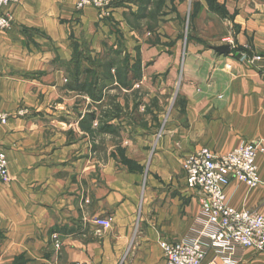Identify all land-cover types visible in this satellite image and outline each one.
I'll list each match as a JSON object with an SVG mask.
<instances>
[{
  "label": "crops",
  "instance_id": "0c3cea01",
  "mask_svg": "<svg viewBox=\"0 0 264 264\" xmlns=\"http://www.w3.org/2000/svg\"><path fill=\"white\" fill-rule=\"evenodd\" d=\"M74 1L18 0L3 9L11 26L0 30V113L9 117L0 125L8 162V180L0 182V264H165L159 243L194 240L205 224L199 194L186 189L182 158L202 149L224 155L242 142L264 147V0H215L227 12L228 54L188 36L179 52L173 33L140 52L139 78L179 76V85L131 164H97L85 114L72 121L53 99L64 88L53 60L63 65L71 55L61 20L71 19ZM92 12L80 16L89 42L98 34ZM241 53L262 60L241 64ZM116 120L123 125L117 117L109 124ZM255 163L257 186L232 181L225 194L231 208L264 216V154ZM104 218L111 219L107 229L94 223Z\"/></svg>",
  "mask_w": 264,
  "mask_h": 264
},
{
  "label": "rangeland",
  "instance_id": "374dc122",
  "mask_svg": "<svg viewBox=\"0 0 264 264\" xmlns=\"http://www.w3.org/2000/svg\"><path fill=\"white\" fill-rule=\"evenodd\" d=\"M78 1L75 0L72 10L67 11L72 13L71 19L65 16L61 20L65 22L68 48L71 51L70 59L63 65L57 63V59H54L53 63L54 66L63 69L64 88L72 84L78 89L85 81L92 85L95 83L96 87L93 90L95 94L101 95L102 100L92 104L87 101L85 95L64 88L62 92L58 91L53 99L64 105L72 121L76 116L82 114L86 116L88 111L95 115L93 124L88 127L84 123L83 128L90 129V150L94 152L97 164L107 161L134 163L145 142H149L145 136L149 135L147 131L151 132L153 128L154 117L159 112L166 113L172 105L179 85V76L171 81L166 75L160 78L149 75L136 79L129 75L127 83L129 87L131 84L129 90L123 87L120 89L114 83L110 88L103 90L107 84L103 79L107 76L105 68L110 62H114L115 68L121 69H124L127 63L128 66L134 65L141 51H149L159 40V35L167 38L169 33H173L179 40V52L183 51L187 36L231 48L233 44L223 40L228 35L229 25L222 22L227 12L219 7L215 0H205L209 6L207 11L201 10L198 0H191L193 2L191 11L186 10L187 0H102L101 8L94 5L84 8L93 11L97 20V38L94 42L93 40L89 42L87 37L83 36L80 21L84 10L75 9ZM150 13H154V20L143 18ZM68 21L70 26H67ZM169 22L175 23L171 25ZM73 30L76 32L75 37ZM236 61L238 62L237 59ZM141 65L143 64L140 62V68ZM115 68H111V76L116 75ZM122 80L121 76L120 82ZM121 83L123 85L124 82ZM61 114L62 112L57 116ZM108 116L121 118L123 121V125L119 120L108 124L114 130V133L110 134L100 130L107 125ZM74 139L76 138L72 135L70 140ZM246 251L239 253L236 264H244L255 259L257 264H264V254ZM217 262L214 261L213 264H221Z\"/></svg>",
  "mask_w": 264,
  "mask_h": 264
},
{
  "label": "built area",
  "instance_id": "2783aa9c",
  "mask_svg": "<svg viewBox=\"0 0 264 264\" xmlns=\"http://www.w3.org/2000/svg\"><path fill=\"white\" fill-rule=\"evenodd\" d=\"M18 0H0V30L11 26V18L3 9ZM88 5L103 7L102 0H79L77 11ZM241 64L253 66L262 58L247 53L238 57ZM22 113V112H20ZM9 117L0 113V125ZM264 154V147L242 142L231 152L217 155L207 149L193 152L181 160L186 189L199 194V205L205 224L200 235L191 241L159 243L165 264H236L239 253L253 250L264 254V216L248 210L231 208L226 199L225 190L232 181L240 182L249 188L258 184L256 159ZM8 180V162L5 153L0 150V182ZM95 225L107 229L110 218L96 219ZM54 248L59 249L56 236H52ZM212 252L213 258H206ZM84 264H94L87 262Z\"/></svg>",
  "mask_w": 264,
  "mask_h": 264
},
{
  "label": "trees",
  "instance_id": "16d2710c",
  "mask_svg": "<svg viewBox=\"0 0 264 264\" xmlns=\"http://www.w3.org/2000/svg\"><path fill=\"white\" fill-rule=\"evenodd\" d=\"M143 18L144 19H149V20L150 19L154 20L155 19V15H154V13H150L148 16H144ZM111 68L112 69L115 68L114 62H110L108 64V66L105 68L107 76H106V78H103V79L106 81L107 84H106V86H104L103 90H106V89L110 88L113 85V83L115 85H117L118 87H123V88L129 90V88L131 87V84H130V87H129V84H127L128 83V76L129 75H133L132 77H134L135 79L139 78L138 72L140 70V61H139V59H136L134 65H131V66H128V63H127L126 66L124 67V69L115 68V72H116L115 76H111L110 75ZM118 69H120V70H118ZM121 76H122V79H123L122 81L124 82L123 85L121 83L122 81L120 82V77ZM94 87H96L95 83L92 85L90 82L85 81V82H83L81 84V86L78 89L75 88V86L72 85V84H68L67 86H65L64 89L67 90V91H70V92H79L82 95H85L93 103H99L102 100L101 99V95L99 96V94L98 95L95 94L96 92H95V90H93ZM113 117L114 116H108L107 117V120H108L107 125H104L102 128H100V130L102 132L109 133V134L110 133H114L113 127L111 125H108L110 119H113ZM94 120H95V115L93 113H91V114H87L85 116L83 122L90 125Z\"/></svg>",
  "mask_w": 264,
  "mask_h": 264
},
{
  "label": "water",
  "instance_id": "95a60500",
  "mask_svg": "<svg viewBox=\"0 0 264 264\" xmlns=\"http://www.w3.org/2000/svg\"><path fill=\"white\" fill-rule=\"evenodd\" d=\"M218 52L221 54H228L229 53V46H223L218 49Z\"/></svg>",
  "mask_w": 264,
  "mask_h": 264
}]
</instances>
